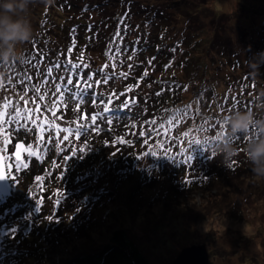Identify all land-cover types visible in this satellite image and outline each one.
I'll list each match as a JSON object with an SVG mask.
<instances>
[{"label":"trees","instance_id":"trees-1","mask_svg":"<svg viewBox=\"0 0 264 264\" xmlns=\"http://www.w3.org/2000/svg\"><path fill=\"white\" fill-rule=\"evenodd\" d=\"M59 4L61 8L55 0L51 6L53 9L44 14L33 13L29 17L34 29V39L31 43L18 46L21 56L19 61L6 69L0 66V71L6 73L3 79L4 87L0 89L10 95L5 103L11 104L9 108H4V105L0 108V111L5 113V121L9 114H15L17 105L14 106L13 101H28L25 106L19 105V123L5 124V129L12 131L13 127L19 128V124L25 123L24 117L28 109L32 110V120H36V116L41 113L43 118L50 115L53 119L52 111L57 110L55 117L70 121V128H75L78 124H88L89 133L86 138L73 136V141L78 140L79 143L90 146L99 145L98 149L103 151L102 153L106 152L102 148L103 139L114 142L108 150L110 157L121 169L125 167L124 173L128 170L134 178L139 176L138 172L130 171L127 162H132L133 156L141 146L158 138L164 142L163 145L173 139L181 145L192 138L183 151L178 148V155L171 153L169 146L167 152L164 149H156L159 155L167 154L165 159L172 160L171 169L177 176L192 172L189 181L178 180L171 186H189L200 190L202 194L217 190V196L223 198L226 197V192L231 190L243 188L256 192L264 189V179L253 175L243 154L234 165V170H228L223 166L222 157L211 150V137L219 130L218 119L221 115L234 109L255 108L258 118H264V109L256 106V95L264 90V66L259 68V74H253L244 67L246 60L249 61L264 51L254 38V30L258 31L260 37H264V23L259 27L253 25L254 29L252 27L249 31L247 28L241 36L234 38L230 32L227 35L223 31L220 22H209L206 27L207 20L202 21L205 15L200 13L195 0H71ZM197 24L198 27L194 28ZM70 48L71 53L68 51ZM117 48L120 49L118 55ZM41 51L44 53V59L42 63L37 64ZM241 56L247 59L241 62ZM29 57L36 58L33 61L35 67L24 63ZM68 60L81 64L78 71H82L84 78L92 75L90 82L94 87L91 91L101 100L106 102L111 98L112 103L108 105L113 110L109 113L111 123L108 120L98 121L97 127L88 123L90 116L102 112L104 107L103 104L92 103L90 97L79 107L73 101L68 104H56L53 109L52 105L59 96L54 95L55 84L61 82V76L68 75L63 68ZM151 60L157 63L156 72L160 75H144L143 68L151 65ZM57 62L61 64L59 69L54 67ZM84 64H87L88 68H83ZM215 66L224 69L222 76L218 72L215 73ZM49 67L53 68L51 77L47 76ZM211 71H214L216 77L209 76ZM176 73L190 80V91L185 90L189 84H184L182 78L176 77ZM25 74L32 78L30 82L22 80ZM10 75L13 76L11 81L8 80ZM105 75H111L107 83L102 79ZM140 78L145 80L141 82ZM45 79L48 80L47 84L44 83ZM97 80L101 81L98 85ZM134 83L139 84L136 88L137 96L127 92V87ZM32 85H43L40 95H44L45 89L48 90L45 99L50 102L51 108H40L41 112H36V106L28 107L33 99L24 97L21 100V95L27 93L26 91H35ZM224 85L229 86L231 92L221 89ZM157 92L161 94L157 96ZM188 94H193L192 99L187 97ZM125 100H136V103L131 104L128 109H122L121 105ZM183 116L188 119V123L183 124ZM36 123L39 124L38 120ZM46 131L45 129L43 132L44 138ZM32 132L35 133L36 128L31 120L27 121L26 128L13 132L21 135L28 145H32L31 151L37 155L29 156L27 151L21 153L20 160L28 165L26 168L16 167V158H13V155V160L9 159L15 166L13 171L16 172L6 169L11 193L0 199V219H4L2 216L6 215L11 216V219L0 220V234L6 237V240L2 239L4 242L15 244L21 255L16 256V252L9 255L0 251V264H152L120 226L107 233L97 246L90 248L73 243L76 240L65 232L59 237L51 233V240V236H40V228L37 233H28L27 228L13 230L20 222L12 218L17 206L16 202H10L14 192L25 197L32 196L37 204L42 205V201L38 200V188L42 190L44 186H61L62 181L52 183V178L55 175L57 178L60 172L68 168L67 160L62 161L63 164L58 163L61 153L56 145L46 139L39 145L35 140L30 141L33 138ZM205 137L208 138L207 142ZM244 143L241 137L239 146L242 147ZM186 152L188 153L185 154ZM196 155L209 162L186 166L187 157L189 160L196 159ZM94 164L92 162L86 169L87 174L97 170V164ZM80 167L70 165L71 175L73 171L79 172ZM75 174V180L81 177L79 173ZM46 181L48 183L45 184ZM5 203L10 205L8 209L1 207ZM59 205L60 201H55L52 207L53 215ZM217 209L222 211L225 208L218 204ZM43 213L38 212L39 216ZM67 216L60 221V228L65 230H68L70 225Z\"/></svg>","mask_w":264,"mask_h":264},{"label":"rangeland","instance_id":"rangeland-1","mask_svg":"<svg viewBox=\"0 0 264 264\" xmlns=\"http://www.w3.org/2000/svg\"><path fill=\"white\" fill-rule=\"evenodd\" d=\"M56 1H58V7L61 8L59 2L64 4L71 0ZM195 2L198 4L200 13L205 15L202 21L207 20L206 27L209 22H220L223 25V31L227 35L230 32L234 38L241 36L245 29L248 28L250 31L252 27L254 29L253 25L259 27L261 23H264V0H195ZM49 9L53 8H45L43 4L37 2L30 5V16L33 13L44 14ZM197 27L198 24L194 25V28ZM254 32L255 41L261 49H264V37H260L257 30ZM239 59L244 62L245 56ZM157 66V63L151 60V65L141 67V69L143 68V73H156L155 75L158 76L160 74L156 72ZM244 67L251 71L247 63ZM215 70L216 74L218 72L221 76L223 75L224 69L217 67ZM213 72L211 71L209 76L216 77ZM176 77L182 78L184 84L190 82L184 79L182 74L176 73ZM144 80L140 78L141 82ZM138 85L137 83L129 85L127 92L137 96ZM190 87V84L187 85L185 90L190 91ZM221 89H228V92H231L227 85L221 86ZM26 92L23 98L33 99L28 107L39 103L42 109L51 108L48 100L38 99L39 93L32 90ZM192 95L188 94L187 97L192 99ZM8 96H10L8 93L0 89V108L7 101ZM34 100L36 103L33 102ZM12 103L14 106L17 103L25 106L24 103H16V100ZM205 114L208 115L206 111ZM38 116L40 120H44L43 115ZM51 116L53 119L49 115L45 122L47 130L45 139L48 141L47 137L51 135L53 137L51 143L55 144L57 139L62 141L59 145L55 144L61 153L58 163L63 164L62 161L67 160L68 168L60 172L57 178L56 175L52 178V183L62 181L61 186H53V188L44 186L42 190L38 188L40 196L38 200L42 201V205L37 204L32 196L25 197L14 192L10 202H16L17 206L12 218L20 222L13 230L27 228L28 233L31 231L37 233L40 228V236H51V240L53 239L51 233L59 237L65 232L71 234L76 240L73 243L80 247L90 248L97 246L100 240L108 235L107 233L120 226L125 229L152 264L170 263L181 248L191 244H205L208 251V264H264V189L256 192H249L243 188L231 190V192H226V197L223 198L217 196V190H212L210 194H202L200 190L189 186L182 185L177 188L174 185L171 186L178 180L187 179L189 181L192 172L177 176L171 169L172 160L165 159L167 154L159 155L156 149H164L167 152V146H169L171 147L170 152L178 155L180 153L178 148L183 151L192 138L187 139L181 145H178L176 139L170 143L166 141L163 145L164 142L158 138L152 143L148 142L147 145L141 146L133 156L132 162H127L130 171L138 172L139 176L134 178L130 176L128 170L124 173L125 167L121 169L120 165L114 163L110 157L108 150L114 142L103 139L102 148L106 152L102 153L103 151L100 152L98 149L99 145L90 146L79 143L78 140L73 141V136H70L68 141H63V136L68 133H61L58 137L56 127L70 128V121ZM182 122L186 124L189 121L183 116ZM50 123L51 132L48 130ZM4 132V136H0V147L4 146L5 136L11 140L4 156L6 169L13 171L15 166L9 158L12 156L15 144L22 140L25 142V149L28 144L21 135L13 134L8 129ZM31 134L33 138L30 141H37L38 134L36 132ZM54 162L57 163V160ZM92 162L95 163L94 165L97 164L95 166L97 170L87 174L86 169ZM208 162L209 160L200 159L196 155V159L189 160L187 157L185 164L187 166ZM9 164L13 167H9ZM70 165H80L81 170L73 171L71 175ZM74 172L79 173L81 177L75 180ZM57 200L60 201V205L53 215L52 207ZM218 204H222L225 209L218 210ZM9 206L5 203L1 207L8 209ZM39 211L44 212L42 216H39ZM66 215L70 222L68 230L60 228L62 225L60 221ZM2 217L6 221L11 219L8 215ZM4 219L0 220L4 221ZM2 239L6 240L4 234H0V251L9 255L15 252L16 256L21 255L15 244L9 245Z\"/></svg>","mask_w":264,"mask_h":264},{"label":"clouds","instance_id":"clouds-1","mask_svg":"<svg viewBox=\"0 0 264 264\" xmlns=\"http://www.w3.org/2000/svg\"><path fill=\"white\" fill-rule=\"evenodd\" d=\"M37 2L49 8L55 0H0V66L5 69L21 59L18 46L34 39L29 17L30 5ZM247 64L253 74H259V68L264 65V52L256 54ZM5 74L0 71V82H3ZM256 101V106L264 109V90L256 95ZM218 123L219 130L211 137V150L222 157L223 166L234 170L243 154L253 175L264 179V118H258L255 108L234 109L221 115ZM241 137L245 141L242 147L238 144Z\"/></svg>","mask_w":264,"mask_h":264},{"label":"snow or ice","instance_id":"snow-or-ice-1","mask_svg":"<svg viewBox=\"0 0 264 264\" xmlns=\"http://www.w3.org/2000/svg\"><path fill=\"white\" fill-rule=\"evenodd\" d=\"M117 35L119 36V33H117ZM75 47V43L73 44V48ZM175 49H173L174 51ZM69 53L72 52V48H70ZM120 52V49L117 48L116 49V54L118 55ZM44 59V53L41 51L39 54V61H37L36 63H42ZM36 60L35 57H29L27 60L24 61V63L31 65L33 67L36 66V64H33V61ZM8 67H11V65H9ZM55 68L59 69L61 67V64L59 62H57L54 65ZM105 67H107V65H105ZM64 68V72L67 73L68 75L65 76H61L60 77V83H56L55 84V94H59L58 99L53 103L52 107L53 109L56 108V104L59 103H63V104H68L70 102H75L76 106L79 107V105L86 103L90 100L92 103H100L103 104V111L102 112H96L93 113L90 118L88 123L92 125V127H97V123L98 121H103V120H108L109 123L112 122V119L109 118V113L111 111H113L112 109L109 108L108 105H110L112 103L111 98L108 99V101H103L100 99V97H98L94 92H92L91 90L93 89V84L90 82L92 80V75H88L87 78L83 77L82 71H78L81 69V64L80 63H74L71 60H68L66 62V64L63 66ZM83 68H88L87 64L83 65ZM52 72H53V68L49 67L47 69V76L51 77L52 76ZM121 75H123V73H121ZM145 76H147V72L144 73ZM31 77L28 75H24L22 77L23 81L26 82H30L31 81ZM103 82L107 83L109 79H111V75H105L102 77ZM8 80L11 81L13 80V76H9ZM53 81H55V78H53ZM101 81L97 80L96 84L98 85ZM45 84L48 83V80L45 79L44 81ZM14 86V85H13ZM4 84L3 82H0V88H3ZM32 87L35 88L36 93H40L41 88L43 87V85H32ZM161 93L157 92L156 95L159 96ZM48 95V90L45 89L44 95H39L38 99L40 101H43L45 99V96ZM121 95H123V93H121ZM23 98V94L22 97ZM34 103H36V101H33ZM25 105L28 103L27 100L24 101ZM136 100H132L131 102H129L128 100H125L123 102V104L121 105L122 109H128L131 104H135ZM11 106L10 102H6L4 104V108H9ZM36 112H41L40 109V105L39 103H36ZM14 115L13 114H9L7 120L5 121V113L0 111V136H4V126L5 124H9V125H17L19 123V119L21 118V108L19 106V104H17L16 108L14 109ZM41 115H43V113H41ZM52 115L56 116L57 115V110L52 111ZM25 123L19 124V128L17 127H13L12 128V132H16L19 129L22 128H26L27 127V121L31 120L32 124L35 125L36 128V132L38 133L36 139H37V144H42L44 143V136H43V132L45 131V122L47 121V117L44 118V120H40V117L37 116L36 120H40L39 124L36 123V120H32V110L28 109L27 110V115L24 117ZM54 123V122H52ZM154 123V122H153ZM31 130V129H29ZM48 130L51 132L52 131V127H51V123L49 124ZM61 133H68V135H64L63 136V141H68L70 136H77V137H81V138H86L87 134L89 133V127L88 124H78L77 127L75 128H60L59 126L56 127V135L59 137L61 135ZM150 134V133H149ZM48 141H52L53 137L51 135H49L47 137ZM11 143V140H9L6 136L4 138V146L0 147V161L5 159L4 153L7 152V148L8 145ZM62 141L60 139H57L55 141L56 145L61 144ZM23 147V145L21 144H16L15 148L17 150V158H16V167H28V165L26 163H24L23 161H21L19 159V152L20 149ZM32 149V145H28L27 148L25 149V151L28 152L29 156H36L37 153L31 151ZM47 150V149H44ZM69 151H71V149H69ZM10 159V158H9ZM9 167H13V165L9 164ZM55 178V177H53ZM42 178H38V180H40ZM5 180V177L0 174V181Z\"/></svg>","mask_w":264,"mask_h":264},{"label":"water","instance_id":"water-1","mask_svg":"<svg viewBox=\"0 0 264 264\" xmlns=\"http://www.w3.org/2000/svg\"><path fill=\"white\" fill-rule=\"evenodd\" d=\"M16 144H21L23 147L19 152V159L25 147L24 142L18 141ZM15 144V145H16ZM14 158H17V150L14 147L12 152ZM0 174L5 177V180L0 181V199H4L11 193V183L7 176L5 159L0 161ZM167 264H208V251L205 244H191L180 249L177 255Z\"/></svg>","mask_w":264,"mask_h":264}]
</instances>
